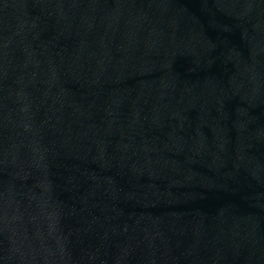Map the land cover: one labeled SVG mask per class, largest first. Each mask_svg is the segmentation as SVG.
Here are the masks:
<instances>
[{"label":"water","instance_id":"water-1","mask_svg":"<svg viewBox=\"0 0 264 264\" xmlns=\"http://www.w3.org/2000/svg\"><path fill=\"white\" fill-rule=\"evenodd\" d=\"M0 264H264V0H0Z\"/></svg>","mask_w":264,"mask_h":264}]
</instances>
